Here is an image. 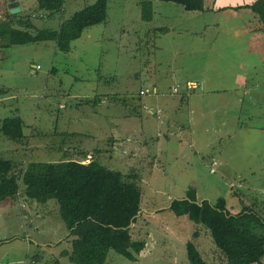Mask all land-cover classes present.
I'll return each instance as SVG.
<instances>
[{"label": "rangeland", "instance_id": "1", "mask_svg": "<svg viewBox=\"0 0 264 264\" xmlns=\"http://www.w3.org/2000/svg\"><path fill=\"white\" fill-rule=\"evenodd\" d=\"M92 1L64 0L61 12L30 21L54 27L58 17ZM134 1L107 0L106 19L84 28L66 52L54 50L51 40L4 46L0 37V119L20 117L26 135L22 144L0 137L1 156L24 166L64 160L62 152L77 148L86 151L84 161L136 174L140 214L128 234L141 243L128 247L129 258L109 249L103 264H188L186 243L206 264H264L252 245L259 231L249 228L248 218L234 221L226 263L209 224L189 219L179 202L193 187L200 199L222 197L233 215L245 206L264 220V89L242 95L235 86L236 56L229 52L236 42L226 39L248 18L216 24L231 16L152 0V17L143 21ZM33 2L21 0L18 13H38ZM221 49L228 53L214 55ZM258 74L264 86L261 69ZM194 75L204 88H185ZM26 204L0 213V263L73 264L59 254L69 250L70 237L56 202Z\"/></svg>", "mask_w": 264, "mask_h": 264}, {"label": "trees", "instance_id": "2", "mask_svg": "<svg viewBox=\"0 0 264 264\" xmlns=\"http://www.w3.org/2000/svg\"><path fill=\"white\" fill-rule=\"evenodd\" d=\"M63 1L35 0L34 3L37 11L44 15L60 12ZM150 1L141 0L139 3V17L143 21L151 17ZM158 1L172 2L185 11H201L203 7L202 0ZM106 3L107 0H94L61 20L55 29L35 28L30 16L9 14L6 10L0 15V37H4V46L51 40L57 50L66 52L70 41L76 39L84 28L104 21ZM238 7L248 8L260 23L259 30L264 33V0H253ZM3 91L0 88V93ZM143 95L138 93V96ZM151 113L157 115L159 110ZM22 127L20 117H3L0 119V137L22 144L26 139ZM58 149L61 151L60 146ZM85 152L76 148L75 157L66 151L62 152L64 160L25 162L24 166L2 157L0 152V203L20 200L44 204L53 199L58 216L65 224L67 237H70L69 250H61L60 255L66 256L73 264H103L109 249L129 258L128 247L141 243L132 242L128 234L140 214L141 193L137 176L132 171L121 173L108 169L95 159L84 161L88 156ZM179 202L189 219L199 216L209 224L226 263L232 259L229 234L234 231L237 218L241 221L248 218L249 228L259 231L251 236L253 251L257 258L264 256V220L252 208L244 206L233 215L226 209L222 197L213 202L199 200L193 187L185 190L184 199ZM185 250L188 264H206L193 245L186 243Z\"/></svg>", "mask_w": 264, "mask_h": 264}, {"label": "crops", "instance_id": "3", "mask_svg": "<svg viewBox=\"0 0 264 264\" xmlns=\"http://www.w3.org/2000/svg\"><path fill=\"white\" fill-rule=\"evenodd\" d=\"M13 1V0H0V15L4 12V11H8L9 9V3ZM18 3V7H19V11L21 12L22 9V3L21 0H16ZM94 1V0H93ZM92 1V2H93ZM141 0H136L134 1L133 4H138L140 3ZM253 0H202V10L201 11H188L190 12H199V13H222L223 15H230L231 17H224L223 19L218 17L217 21H214L213 23L218 24L220 20H225L227 21V24H231V22H233L234 19H232V17L234 18L235 16L237 17H241L243 20V17L248 18L246 24L243 26L242 23L239 22V24H236L234 27H232L230 30L231 33L227 34L226 39H230V40H234L236 42V49L234 51H230L229 53H233L236 56L235 59V68H234V72L235 75L233 77V82L235 84L236 87H238L241 92L242 95H244L248 90H252L254 91L255 89H264V86H259L260 83V75L258 74L259 70L261 69L262 71V77H264V33H262L259 29L261 27L260 23L258 22L257 18L252 14V12L248 9V8H244V7H238L237 6H242L244 4H249L250 2H252ZM35 2V0H34ZM33 2V4H35ZM91 2V3H92ZM27 3V2H25ZM151 3V10H152V0L150 1ZM82 8V7H81ZM106 8H107V3H106ZM63 6L60 10V12L62 11ZM140 11V9H139ZM17 12V13H18ZM140 14V12H139ZM243 15V16H242ZM44 15H42L41 13H30V17L31 18H35V17H43ZM151 17H152V11H151ZM150 17V19H151ZM220 18V19H219ZM230 19V20H227ZM106 19V16H105ZM104 19V20H105ZM150 19L148 21H150ZM63 20V17H58L57 21L55 22V26H49V24H47V22L45 23V27L43 28H49V29H55L59 22ZM189 20V18H188ZM250 22V23H249ZM244 23V21H243ZM207 22L206 21H201L199 24V28H204L206 26ZM236 27V28H235ZM235 28V29H233ZM233 29V30H232ZM218 36V34H216V37ZM54 47V50H57ZM53 50V49H52ZM54 52V51H53ZM228 53V51L226 49H221V50H216L214 51V55L217 56H224V54ZM50 70H53L52 67H50ZM217 70H213V69H206L202 72H208V73H212ZM220 74H223V72H220ZM190 83L191 84V89H196L197 86L200 85V87L202 86L204 88L205 83L202 79V77L200 75H194V76H190L189 79L186 80V83ZM262 85V84H261ZM141 88V87H140ZM139 88V89H140ZM153 88V92H156V88L154 86H152ZM216 88V87H215ZM214 87H210V89L208 90L209 92H216L217 90ZM220 90V89H218ZM243 100L240 98H237V102L241 103ZM250 104H255V99H252L249 101ZM58 106H61V104H59ZM157 109V108H156ZM148 114H153L151 113V111H153V109H147ZM189 112V111H188ZM191 111L188 113L190 114ZM155 115V114H153ZM176 124H179L178 122ZM177 126V125H176ZM179 128H183V125H180L179 127L177 126V129ZM199 197V196H198ZM199 200H202L199 198ZM14 203H18V207L20 209H23L26 207V203L23 202V207L20 206L21 203H19V201L16 200H12V201H8V202H3L0 203V213L1 212H6L9 208H12ZM140 213V211H139ZM23 218L25 217V215L22 216ZM60 254V252H59ZM13 261H7L5 263H0V264H14L12 263Z\"/></svg>", "mask_w": 264, "mask_h": 264}, {"label": "water", "instance_id": "4", "mask_svg": "<svg viewBox=\"0 0 264 264\" xmlns=\"http://www.w3.org/2000/svg\"><path fill=\"white\" fill-rule=\"evenodd\" d=\"M8 13L15 14L19 11L18 3L16 0L11 1L9 4Z\"/></svg>", "mask_w": 264, "mask_h": 264}, {"label": "built area", "instance_id": "5", "mask_svg": "<svg viewBox=\"0 0 264 264\" xmlns=\"http://www.w3.org/2000/svg\"><path fill=\"white\" fill-rule=\"evenodd\" d=\"M35 68H38V66L35 65ZM185 88H186V89H191V84H190V83L185 84ZM172 91L175 92V91H176V87H173V88H172ZM144 92H145V90H142V89L138 91V93H139L140 95H143ZM156 112H158V111H155V113H156ZM213 164H214V162H213Z\"/></svg>", "mask_w": 264, "mask_h": 264}]
</instances>
